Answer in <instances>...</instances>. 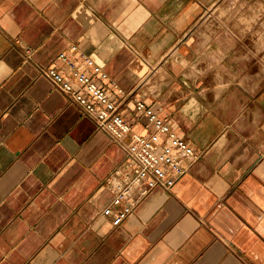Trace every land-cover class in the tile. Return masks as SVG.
<instances>
[{
	"label": "crops",
	"instance_id": "0c3cea01",
	"mask_svg": "<svg viewBox=\"0 0 264 264\" xmlns=\"http://www.w3.org/2000/svg\"><path fill=\"white\" fill-rule=\"evenodd\" d=\"M74 43L197 154L117 225L127 153L43 72ZM0 264H264V0H0Z\"/></svg>",
	"mask_w": 264,
	"mask_h": 264
},
{
	"label": "built area",
	"instance_id": "2783aa9c",
	"mask_svg": "<svg viewBox=\"0 0 264 264\" xmlns=\"http://www.w3.org/2000/svg\"><path fill=\"white\" fill-rule=\"evenodd\" d=\"M57 58L61 65L47 66L43 72L127 153L130 172L123 179L115 172L109 176L114 196L102 211L117 225L152 188L174 186L197 154L187 140L171 130L169 120L161 117L143 98L135 100V110L145 114L154 127L146 134L132 130L117 98L118 94L124 97L126 92L90 54L80 51L77 44H72L69 52L61 51ZM106 79L108 83L104 85L101 81Z\"/></svg>",
	"mask_w": 264,
	"mask_h": 264
},
{
	"label": "rangeland",
	"instance_id": "374dc122",
	"mask_svg": "<svg viewBox=\"0 0 264 264\" xmlns=\"http://www.w3.org/2000/svg\"><path fill=\"white\" fill-rule=\"evenodd\" d=\"M228 6V8L226 9L225 7L224 8H220L219 7V4L217 5V9H216V12H222V11H226V10H231L232 7H234V3H229V4H226Z\"/></svg>",
	"mask_w": 264,
	"mask_h": 264
},
{
	"label": "bare ground",
	"instance_id": "6f19581e",
	"mask_svg": "<svg viewBox=\"0 0 264 264\" xmlns=\"http://www.w3.org/2000/svg\"><path fill=\"white\" fill-rule=\"evenodd\" d=\"M250 11V10H249Z\"/></svg>",
	"mask_w": 264,
	"mask_h": 264
}]
</instances>
